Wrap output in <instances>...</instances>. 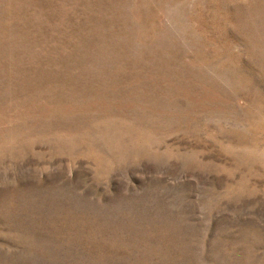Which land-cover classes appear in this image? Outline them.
I'll use <instances>...</instances> for the list:
<instances>
[{"label": "rangeland", "instance_id": "1", "mask_svg": "<svg viewBox=\"0 0 264 264\" xmlns=\"http://www.w3.org/2000/svg\"><path fill=\"white\" fill-rule=\"evenodd\" d=\"M0 264H264V0H0Z\"/></svg>", "mask_w": 264, "mask_h": 264}]
</instances>
